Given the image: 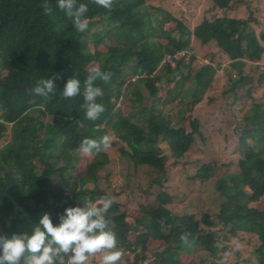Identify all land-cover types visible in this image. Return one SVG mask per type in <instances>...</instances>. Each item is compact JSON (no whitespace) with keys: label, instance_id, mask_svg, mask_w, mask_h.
<instances>
[{"label":"trees","instance_id":"1","mask_svg":"<svg viewBox=\"0 0 264 264\" xmlns=\"http://www.w3.org/2000/svg\"><path fill=\"white\" fill-rule=\"evenodd\" d=\"M213 1L229 10L239 0ZM45 2L0 0V235L10 238L14 233L31 232L44 213L56 225L66 208L80 205L85 198L96 201L109 195L115 201L107 214L110 226L117 233L118 247L135 253V264H184L178 247L183 246L180 235L185 230L194 241L190 250L206 253L211 264H250L247 259L218 263L213 258L218 250L229 249L228 244H219L221 237L229 241L240 231L255 234L260 241L255 251L264 264V99L255 100L238 123L237 143L239 149L244 148L234 162L237 170L217 180L216 187L226 199L215 215L205 212L198 219L194 214H176L167 207L171 195L164 190L155 194L154 205L148 199L140 202V217L129 215L117 199L122 190L111 193L109 185H102L103 180L109 182L107 150L91 156L83 175L73 171L83 156L77 151L80 142L99 140L111 129L125 142L120 152L130 166L150 168L157 173L153 181L158 184L167 178V155L159 142L166 141L173 154L182 156L192 148L196 135L203 134L197 119L186 116L188 127L184 119L168 116L163 106L178 100L186 106V115L203 99L216 72L211 63L201 65L192 86L185 88L196 55L188 62L184 56L175 58L176 67L167 57L188 52L194 36L203 44L215 40L231 60L257 62L264 44L246 20L234 16L204 19L193 30L178 21L175 28L166 30V19L171 16L159 7L150 9L146 0H116L110 12L92 0H78L88 4V29L79 33L57 7L58 0H48L50 15L45 14ZM101 44L105 50L99 48ZM90 65L112 73L108 83L96 81L104 93L97 102L103 103L105 111L95 121L86 119L81 107ZM55 73L57 91L45 102L32 90L39 79ZM73 75L81 81V94L65 99L61 92ZM263 82L264 72L258 84ZM250 84L253 78L240 68L235 77L230 76L224 94L233 96L231 105L252 95ZM143 88L149 90L148 96ZM166 88L167 96L162 98L158 92ZM127 91L134 96L130 110L123 112L113 100L126 97ZM147 99L150 104H145ZM41 103H46L44 109ZM217 169L216 163H203L196 177L206 181ZM156 241L175 244V248L166 245L150 250ZM191 264H206V258Z\"/></svg>","mask_w":264,"mask_h":264},{"label":"rangeland","instance_id":"2","mask_svg":"<svg viewBox=\"0 0 264 264\" xmlns=\"http://www.w3.org/2000/svg\"><path fill=\"white\" fill-rule=\"evenodd\" d=\"M146 3L150 9L151 7H159L171 16L166 19V30L175 28L178 21L193 30L204 19L211 20L221 16H234L246 20L247 25L253 29L259 41L264 44L262 38L264 33V0H239L229 10L219 8L213 0H146ZM248 30L249 28H247ZM236 36L237 34L232 37V40L235 41ZM162 40L167 41L166 38ZM190 42L191 47L188 52L184 54V51H181L176 55L177 58L184 56L186 62L189 61L191 55H196V59L192 64L191 75L185 81L184 87L192 86V78L195 72L201 65L206 63H211L216 69L215 79L210 88L204 93L203 99L196 102L192 110L187 112L186 115V106H183L182 102L178 103V100L172 101L171 105L163 106V111L175 121L184 119L188 127H190L189 119L186 116L197 119L200 132L203 135H196L194 145L182 156L173 154L166 141L161 140L159 142L163 153L167 155V178L162 177L160 184L153 181L157 173L151 171L150 168L142 166L135 170L133 166L129 165L120 152V147L126 144L116 135L111 146L106 149L111 158L110 163L105 168L106 173L109 175V182L103 180L102 185H109L108 189L111 193L122 190L117 199L123 203L122 209L135 218L143 214L140 202H146L148 199V204L152 203L154 205V196L161 190L167 191L171 195V201L166 205L176 214H194L200 219L205 212L212 215L219 212L221 203L226 199V196L217 189V180L221 176L237 170V163L234 162L237 161L241 149L244 148V145H242L239 149L241 145L237 143L238 123L242 121L244 112L255 100L264 99V82L261 86L258 84L259 76L264 72V52L262 58L257 62L250 61L247 58L234 61L220 49L215 40L203 44L194 36H191ZM99 48L101 50L106 49L103 44ZM169 58L170 56L167 57V59ZM170 64L173 65L172 67H176L177 60L175 59L174 63ZM95 66L90 65V68ZM239 68L253 78V84H250L252 95H245L241 100L231 105L230 102L233 101V96L224 94V91L229 87L230 76L235 77ZM168 90L167 88L165 90L160 89L158 95L165 98ZM127 92L129 93L126 97L113 100L116 107L123 112L130 110L134 96L130 91ZM142 92L145 96L149 95V90L146 88H143ZM150 103V99L145 100V104ZM182 106L183 109H181ZM181 110L184 115L180 112ZM109 133L114 132L110 129ZM250 144H252V141ZM2 145L3 142H0V147ZM90 158L91 156H82L80 166L73 170L74 174L83 175L86 163ZM203 163H216L218 167L216 172L206 181L196 177V171ZM133 191L135 192L133 193ZM215 229H219V226H215ZM259 242L257 235L244 231H240L229 241H224L221 237L219 244H228L229 249L218 250L217 256L213 259L218 263H232L236 260L245 262L247 259L250 264H262L258 253L255 251ZM166 245L175 248V244L156 241L149 245V249L157 250ZM178 249L182 253L181 259L184 264H191L195 260L199 261L202 257L206 258V264L212 263L211 258L206 253L200 252L197 255V249L190 250L189 247L184 245L179 246ZM135 262V253L123 252L120 264H135ZM89 264H99V257L90 259Z\"/></svg>","mask_w":264,"mask_h":264},{"label":"clouds","instance_id":"3","mask_svg":"<svg viewBox=\"0 0 264 264\" xmlns=\"http://www.w3.org/2000/svg\"><path fill=\"white\" fill-rule=\"evenodd\" d=\"M92 2L110 12L116 0ZM43 7L45 14L50 15L48 0ZM57 7L77 32L83 33L88 29V4L79 3L78 0H58ZM111 77V72L102 71L99 66L90 68L83 82L84 103L81 105L86 119L95 121L105 111L103 103L97 102L104 93L101 87L96 86V81L108 83ZM56 79V73L49 78L39 79L32 91L43 101H50L57 91ZM80 94L81 81L77 75H73L67 80L61 95L71 99ZM39 107L44 109L46 103H41ZM114 138V133H108L99 140L84 138L77 151L85 157L99 154L111 146ZM114 202L109 195L101 196L96 201L85 198L80 204L82 206L66 208L56 225L50 214L44 213L31 232L14 233L10 238L0 235V264H89L90 259L95 257H99V264H120L123 249L118 247L117 233L110 226L112 221L107 215ZM191 235L186 230L180 235L184 246L194 245Z\"/></svg>","mask_w":264,"mask_h":264},{"label":"built area","instance_id":"4","mask_svg":"<svg viewBox=\"0 0 264 264\" xmlns=\"http://www.w3.org/2000/svg\"><path fill=\"white\" fill-rule=\"evenodd\" d=\"M176 55H177V54H176ZM176 55L174 56V58H172V57L169 58L170 63H174L175 58H177Z\"/></svg>","mask_w":264,"mask_h":264}]
</instances>
